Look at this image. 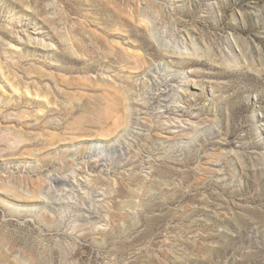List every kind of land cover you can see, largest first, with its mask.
I'll return each mask as SVG.
<instances>
[{"label": "rangeland", "instance_id": "obj_1", "mask_svg": "<svg viewBox=\"0 0 264 264\" xmlns=\"http://www.w3.org/2000/svg\"><path fill=\"white\" fill-rule=\"evenodd\" d=\"M0 264H264V0H0Z\"/></svg>", "mask_w": 264, "mask_h": 264}]
</instances>
